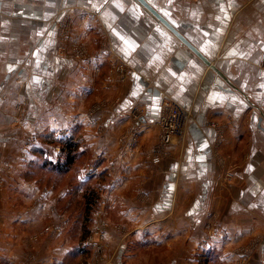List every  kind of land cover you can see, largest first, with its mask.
Wrapping results in <instances>:
<instances>
[{"label":"crops","instance_id":"0c3cea01","mask_svg":"<svg viewBox=\"0 0 264 264\" xmlns=\"http://www.w3.org/2000/svg\"><path fill=\"white\" fill-rule=\"evenodd\" d=\"M148 1L228 82L135 0H0V264H25L34 247L37 264L72 258L71 244L58 235L27 239L44 226L51 234L64 226L50 213L52 191L41 189L35 174L54 160L51 138L89 132L95 148L117 153L110 188L120 223L129 225L121 239L128 247L162 248L150 264L227 263L238 255L232 246L249 239L259 246L255 264H264V0ZM62 24H70L71 38L61 39ZM73 43L98 49L93 59L77 60ZM118 62L127 67L126 83L112 78L117 86L104 90L93 68ZM93 91L96 100L116 99L115 106L89 115ZM163 100L191 117L154 163L145 156L157 141ZM136 108L144 114L139 124L127 117ZM130 129L138 132L126 153L119 137ZM37 137L47 146L33 141L24 149ZM223 171L231 181L222 185ZM210 214L219 219L211 229Z\"/></svg>","mask_w":264,"mask_h":264},{"label":"rangeland","instance_id":"374dc122","mask_svg":"<svg viewBox=\"0 0 264 264\" xmlns=\"http://www.w3.org/2000/svg\"><path fill=\"white\" fill-rule=\"evenodd\" d=\"M59 33L62 34L61 39L64 40L70 37V31H72L70 24L59 25ZM104 49L107 47L104 46ZM98 49V48H97ZM95 50H90L84 45L81 46L80 43H73L72 46V56L77 60H91L96 54ZM119 64V63H117ZM115 64L112 68H107V70L102 71L101 68L96 67L93 68V73L95 78L101 79L102 88L104 90L111 89L115 85L112 78L116 83L120 82L121 79L119 75L115 73ZM127 79V77H126ZM124 80V82L126 81ZM126 83V82H125ZM6 95L2 96V99H6ZM96 94L93 91L90 96L87 97L88 110L87 113L96 115L97 113L109 111L113 106V103H116V99L111 101H107V98H97ZM118 101V100H117ZM23 106L19 105L15 107L16 112H21L20 116L22 117ZM132 110H129L127 117L132 118ZM187 110V109H185ZM134 115V114H133ZM19 124V121L24 119L17 116L16 118ZM135 119L132 118V122ZM95 124H101L96 120H93ZM92 121V122H93ZM97 122V123H96ZM97 129L99 131V126L97 125ZM158 130V128H157ZM90 131V130H88ZM138 130H128L123 135L119 137V141H123L122 150L123 152H130L135 149V142L137 138ZM158 132V131H157ZM98 133V132H97ZM63 134H67V132H63ZM96 134V133H95ZM95 134L89 132V135L92 137L85 136H72L71 141L76 143L75 146V159L72 164L68 166L67 169H56V166L59 164H63L66 160V152L62 151V148L65 144H62L65 140H69V137L61 139V141L56 142L50 139L49 144L51 146L50 151L54 155H52L53 161H51L49 165H44V168H39V172L35 174L39 180L38 186L44 190H51L52 195L49 199L48 207L50 213H55L58 216V222L60 224H64L61 226V232L59 234H51V229L49 228H41L39 231L33 232L29 234L28 240H31L33 243H38L40 240L47 239L48 236L58 235V238H61L62 241L66 240L72 246V258L68 259L66 264H116L118 263L117 256L121 257L120 264H150L149 260L151 257L153 258L155 255L159 257L162 248H133L128 247L126 243L127 237L121 239L123 236V231L129 228V225L123 222L122 223L119 214H118V198L116 197V193L112 192L110 188V184L113 182L112 177L114 173L116 174L117 168L113 165L118 160L117 153L112 154L111 151H108V154L101 151L99 148H95ZM159 132L157 133V141L154 144L151 151L146 154V159L151 160L156 163L160 160V154L155 152V147L158 143ZM47 138H39L36 139H28L24 142V149H28L30 143L34 142H42L41 144H46ZM59 140V139H57ZM48 142V141H47ZM44 146V145H43ZM47 146V144H46ZM20 152L19 157L25 158L26 152ZM102 163H108V168L106 172L105 170L98 171L96 169L97 166ZM53 165V167H52ZM113 168V169H112ZM101 170V169H99ZM102 172V173H101ZM227 172H221L220 179L221 184L226 182L228 184L231 180H225V174ZM13 176V173L10 175ZM8 176V178H10ZM225 180V181H224ZM6 185L0 183V190ZM56 198V199H53ZM116 198V199H115ZM40 199V198H39ZM54 201V203L52 202ZM40 203V200H38ZM92 204L90 205V203ZM52 213V214H53ZM214 214V213H212ZM210 214L209 221H207L206 226L209 229L213 228L215 225V221H219L218 217ZM55 215V216H56ZM54 216V217H55ZM48 218L44 222L46 225ZM128 223V222H127ZM59 230L56 228L54 233H57ZM113 236V237H112ZM52 238V236H51ZM109 239V240H108ZM115 246H113V242ZM123 240V241H122ZM113 241V242H112ZM125 242V247L124 246ZM111 244V245H110ZM113 246V247H112ZM32 248V254H29L26 259L25 264H37L40 258L41 253L39 250ZM119 249H121L119 251ZM125 249V250H124ZM119 251V252H118ZM126 251V252H125ZM164 251V250H163ZM232 253H237L236 260H231L229 262H223L218 260L219 264H255L257 259L255 256L259 252V246L253 240H247L245 243L233 245L231 248ZM134 255V258L132 257ZM137 256V257H136ZM125 257V258H124ZM131 257V258H130ZM130 258V259H129ZM144 259H148L144 261ZM221 262V263H220ZM214 261L203 262V260L199 261L197 264H218Z\"/></svg>","mask_w":264,"mask_h":264},{"label":"built area","instance_id":"2783aa9c","mask_svg":"<svg viewBox=\"0 0 264 264\" xmlns=\"http://www.w3.org/2000/svg\"><path fill=\"white\" fill-rule=\"evenodd\" d=\"M114 71L119 75L121 82H124L128 74L127 67L124 64L119 63L116 65ZM143 115V110L136 108L132 110L131 117L135 119L134 121L137 122V124H139ZM189 117H191L190 110L183 109L171 100L162 101L158 118L155 123L159 132L158 143L155 147L156 153L162 155L165 148L172 142L173 138L184 135ZM225 180H231V174L229 172L225 174Z\"/></svg>","mask_w":264,"mask_h":264},{"label":"water","instance_id":"95a60500","mask_svg":"<svg viewBox=\"0 0 264 264\" xmlns=\"http://www.w3.org/2000/svg\"><path fill=\"white\" fill-rule=\"evenodd\" d=\"M147 12H149L159 23H161L173 36H175L184 46H186L200 61L215 72L220 78L227 81V78L198 50L178 29L177 25L169 17H164L160 10L152 7L148 0H135Z\"/></svg>","mask_w":264,"mask_h":264},{"label":"trees","instance_id":"16d2710c","mask_svg":"<svg viewBox=\"0 0 264 264\" xmlns=\"http://www.w3.org/2000/svg\"><path fill=\"white\" fill-rule=\"evenodd\" d=\"M62 144H65L62 148V151L63 152H66V160L63 164H58L56 166V169H67L69 165L72 164L73 160L75 159V153H74V150H75V146H76V143L75 142H72L71 139L69 140H64V142ZM51 164V163H50ZM53 167V165H52ZM92 204V202L90 203V205Z\"/></svg>","mask_w":264,"mask_h":264}]
</instances>
